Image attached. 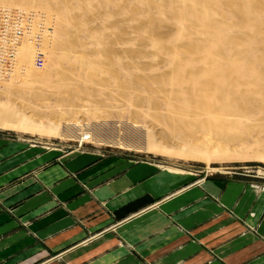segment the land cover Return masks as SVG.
<instances>
[{"label":"rangeland","instance_id":"rangeland-1","mask_svg":"<svg viewBox=\"0 0 264 264\" xmlns=\"http://www.w3.org/2000/svg\"><path fill=\"white\" fill-rule=\"evenodd\" d=\"M2 6L39 14L46 32L43 67L24 42L18 70L0 81V121L17 124L1 141L264 193V0ZM263 216L252 227L242 218L244 232L256 235Z\"/></svg>","mask_w":264,"mask_h":264},{"label":"crops","instance_id":"crops-1","mask_svg":"<svg viewBox=\"0 0 264 264\" xmlns=\"http://www.w3.org/2000/svg\"><path fill=\"white\" fill-rule=\"evenodd\" d=\"M27 147L0 140V264H264V193Z\"/></svg>","mask_w":264,"mask_h":264},{"label":"built area","instance_id":"built-area-1","mask_svg":"<svg viewBox=\"0 0 264 264\" xmlns=\"http://www.w3.org/2000/svg\"><path fill=\"white\" fill-rule=\"evenodd\" d=\"M43 22L37 13L0 7V81L10 80L18 70L24 42L33 45L34 66L43 67L44 57L40 44L46 32ZM88 139L89 136H85L83 141Z\"/></svg>","mask_w":264,"mask_h":264},{"label":"bare ground","instance_id":"bare-ground-1","mask_svg":"<svg viewBox=\"0 0 264 264\" xmlns=\"http://www.w3.org/2000/svg\"><path fill=\"white\" fill-rule=\"evenodd\" d=\"M204 10V9H203ZM202 10V11H203ZM205 14L207 15L208 13H207V11H206V9H205ZM16 127H17V124L16 123H12V122H10L9 120H2V121H0V128H4V129H16ZM84 139V138H83ZM94 140V139H93ZM96 140V139H95ZM98 141H100V140H98ZM94 142V141H93ZM100 143V142H99Z\"/></svg>","mask_w":264,"mask_h":264}]
</instances>
